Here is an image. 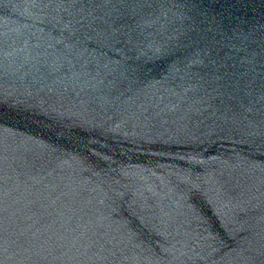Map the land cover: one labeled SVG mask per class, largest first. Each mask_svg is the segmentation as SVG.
<instances>
[{
	"label": "water",
	"instance_id": "obj_1",
	"mask_svg": "<svg viewBox=\"0 0 264 264\" xmlns=\"http://www.w3.org/2000/svg\"><path fill=\"white\" fill-rule=\"evenodd\" d=\"M0 161L88 264H264V0H0Z\"/></svg>",
	"mask_w": 264,
	"mask_h": 264
}]
</instances>
